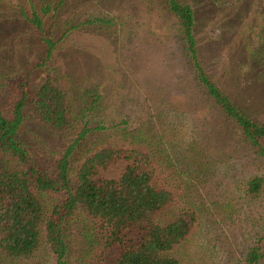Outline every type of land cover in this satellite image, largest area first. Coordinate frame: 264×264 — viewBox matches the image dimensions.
I'll return each mask as SVG.
<instances>
[{
	"label": "rangeland",
	"instance_id": "obj_1",
	"mask_svg": "<svg viewBox=\"0 0 264 264\" xmlns=\"http://www.w3.org/2000/svg\"><path fill=\"white\" fill-rule=\"evenodd\" d=\"M48 1L0 0V111L10 116L14 85L28 72L38 76L54 70L69 92V131L53 133L32 118L25 123L22 139L31 158L53 175L86 121L90 128L103 126L106 131L80 141L71 159L72 177L114 131L142 133L154 142L163 133L171 136L173 145L164 149L187 185L184 201L199 213L177 256L182 264H236L264 230V195L250 198L244 193V184L264 174V166L240 130L192 82L179 31L160 0H64L55 21L45 19L46 34L57 40L71 26L78 27L39 67L44 58L41 35L22 12ZM184 1L195 12L198 49L210 76L242 111L264 122V0ZM96 19L109 23H92ZM168 118L176 125L165 128ZM123 167L116 162L102 176L116 179ZM64 232L68 263L87 262L93 247L83 222L70 219ZM1 260L54 264L44 251L28 262Z\"/></svg>",
	"mask_w": 264,
	"mask_h": 264
},
{
	"label": "trees",
	"instance_id": "obj_2",
	"mask_svg": "<svg viewBox=\"0 0 264 264\" xmlns=\"http://www.w3.org/2000/svg\"><path fill=\"white\" fill-rule=\"evenodd\" d=\"M160 3L177 26L192 82L206 102L240 130L264 166V122L242 111L205 68L192 6L184 0ZM63 4L64 0H51L39 8L31 6L28 14L22 12L41 35L44 58L39 67L46 66L64 36L78 27L71 26L57 40L46 34L45 19L55 21ZM92 23L109 22L96 19ZM14 90L10 116L0 111V257L10 263L28 262L44 251L54 264H69L65 226L70 219H80L88 244L93 247L84 264H182L176 252L194 232L199 213L184 201L187 185L168 148L164 149L173 145L172 137L163 133L154 142L142 133L114 131L108 136L109 142L81 161L72 177L71 159L80 141L92 132L106 131L103 126L90 128L86 121L50 175L29 155L22 130L32 118L53 133L69 131V92L54 70L38 76L25 73ZM95 104L96 100L92 110ZM168 121L165 128L176 125L174 118ZM119 161L124 167L116 179L102 176L103 170ZM244 185L247 197L264 195V174ZM236 264H264V230L254 237Z\"/></svg>",
	"mask_w": 264,
	"mask_h": 264
}]
</instances>
